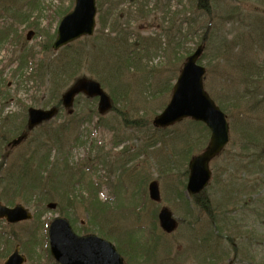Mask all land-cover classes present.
Here are the masks:
<instances>
[{"label": "rangeland", "instance_id": "1", "mask_svg": "<svg viewBox=\"0 0 264 264\" xmlns=\"http://www.w3.org/2000/svg\"><path fill=\"white\" fill-rule=\"evenodd\" d=\"M135 1L138 0H100L94 33L54 50L51 44L63 15L56 11L58 8L63 11L72 9L74 0H0V128H5L0 130V201L7 206L19 202L33 213L31 220L14 226L0 220V230L6 232L0 240V251H7L2 247L5 238L11 240V246L15 242L12 238H20L26 248L29 243L36 246L33 247L32 258L25 255L24 264H55L46 251L44 222L48 223L59 213L55 206L50 209L46 204L62 201L69 207L67 217L72 218L78 227L82 223L87 225L91 215L88 217L79 209L85 200H90L89 204L101 206L96 210L100 209L111 221L114 230L111 229V237L125 251L129 250V242L141 247L145 231L154 232L163 249L159 252L157 247L151 254L153 248L150 245L151 250L141 253L148 258L151 254L150 260L160 255V264H229L228 259L230 264H264V90L261 94H244L241 102L238 98L241 80L235 69L231 70L240 62L251 65L264 61V20H257L264 18V0H202L203 3L199 0H139L138 3L145 4V12L141 16L134 13ZM128 14L131 16L129 20ZM114 15L118 16L119 26L126 35V43L119 47L118 58L124 57L127 64L121 60L126 67L112 65L114 71L123 68V76L120 75L119 79L109 76L104 89L109 95L116 93L115 99L120 100L118 104L114 101L117 109L99 115L97 99L80 98L70 109V115L62 109L48 123L54 128H59L58 124L63 122L69 126L66 134L58 135L63 141L60 151L51 150L41 155L48 156L42 175L39 174L42 163L36 165L33 162L25 168L20 163L19 170L15 169L14 159L28 155L43 136L41 132L47 130V127H37L24 142L14 148L8 147L6 141L17 130L13 125L21 119V114L29 107L50 108L53 96L61 94L66 89L64 82L75 75L97 78L99 74L112 71L100 69L107 65L102 57L98 63L100 67H97L94 60L97 56L91 53L94 52V42H104L102 34L105 38L118 36L110 29ZM99 16H103L101 23ZM29 30L33 35L27 39ZM206 30L209 34L206 48L198 60L207 71L203 79L204 89L224 110L230 126L229 143L224 152L211 162L212 178L205 189L217 228L223 222L224 213L229 217L225 232L222 231L220 236L221 231L215 232L216 237L213 236L212 216L194 207L185 193L187 174L184 171L190 154L189 145L200 135L196 145H192V152H199L206 145L209 133L190 119L164 129L154 128L151 123L169 100L171 86L185 58L182 57L183 52L186 49L192 52ZM66 68L69 70L67 75L59 74ZM20 69L24 75L17 74L16 70ZM258 100L262 102L257 106ZM231 102L234 104L232 107L229 105ZM1 118L9 125L2 126ZM80 138L82 142L78 141ZM123 149L127 163L126 160L121 161ZM94 156L99 157L96 160ZM89 157L94 160L91 165L88 164ZM49 161L48 167L46 163ZM65 162L67 167H72L67 168L69 171L64 168ZM122 164L125 165L122 167ZM77 166L80 170H73ZM120 167L124 169L120 170ZM16 170L19 174L26 171L23 180L26 183L17 184L20 190L10 188L5 191L7 178ZM30 176L34 177V182ZM66 179L73 184V191L69 190L70 184L62 181ZM98 179H101L100 186L94 187L98 189V196L91 199L86 187L90 188ZM145 179L146 187L150 180L158 181L159 203L148 201L140 194L138 187H142ZM38 182L42 188L39 195L47 191L44 202L37 196L38 191L29 187L30 183ZM244 187L255 189L251 199H248V193L243 194L241 189ZM61 188L67 194L62 200L58 194ZM224 190L229 198L236 196L234 208L229 209V202L225 205ZM179 194L187 200L183 202V197L177 199ZM102 201L113 210H109ZM244 202L247 207L242 204ZM33 203L41 206L40 209L33 207ZM238 204L243 210L233 212ZM162 205L180 221L178 230L168 236L159 232L155 215ZM232 220L241 225L238 229L246 234L243 238L230 237ZM92 227L87 226L98 231ZM191 230L201 233L200 241L195 238L197 234L191 235ZM101 231L105 233L102 225ZM231 243L239 250L236 258H233L235 251L230 252ZM5 258L6 255L0 254V264ZM140 258L138 253L129 260L138 263Z\"/></svg>", "mask_w": 264, "mask_h": 264}, {"label": "water", "instance_id": "2", "mask_svg": "<svg viewBox=\"0 0 264 264\" xmlns=\"http://www.w3.org/2000/svg\"><path fill=\"white\" fill-rule=\"evenodd\" d=\"M95 10V0H75L73 10L66 14L58 25L52 47L57 49L82 35H91L95 25ZM31 35L32 32H29L27 38ZM201 51L202 46H199L186 58L173 86L169 103L153 120L155 126L165 127L190 116L203 121L211 130L206 149L189 161L187 190L190 193L200 191L207 184L210 177L209 161L221 151L228 140V124L225 115L203 89L202 76L205 69L196 63ZM80 91L90 96H99L100 112L110 107L109 98L100 89L99 84L86 78L78 79L65 92L64 104L69 106L73 96ZM54 112L55 109L48 111L30 109L28 126L31 128L49 118ZM20 139L21 137L17 138L13 143H18ZM148 189L150 197L159 200V190L155 181L149 184ZM3 216L8 221L14 222L28 219L31 214L21 205L7 208L0 204V217ZM158 218L165 231L174 229L175 221L167 209L163 208ZM48 233L51 253L61 264H122V259L112 244L95 235L77 236L63 218H55L50 223ZM22 260L23 257L17 255L15 251L8 257L5 264H21Z\"/></svg>", "mask_w": 264, "mask_h": 264}, {"label": "trees", "instance_id": "3", "mask_svg": "<svg viewBox=\"0 0 264 264\" xmlns=\"http://www.w3.org/2000/svg\"><path fill=\"white\" fill-rule=\"evenodd\" d=\"M201 1L202 0H199L198 2L201 3ZM202 3H203V1H202ZM204 3H205V1H204ZM201 5H205V4H201ZM124 39H126V38L124 36H122L118 41H115L113 39H104V42H102V40H100L97 43L94 42L93 46H92V51H94L93 54L94 55H96V54L97 55L98 54L103 55V54H105L107 49H113V48L119 49L121 44H119V45H116V44L119 42L125 44L126 41ZM79 59H80V57H79ZM118 59H120V58H118ZM120 60H123V59H120ZM250 64L251 65H242L240 62L239 64H237V66L235 68H231V70L234 71V69H235V73L238 74V77L241 80L242 86L246 90V92H245L246 95L248 94V92H250L251 94H253V93L261 94V90H264V88H263V86H264V61H261L260 64H257V63L256 64L250 63ZM252 101H254V100H252ZM231 105L234 106V104L232 102H231ZM189 147H190V145H189ZM21 179H23V176H20L19 180H21ZM30 188H35V186L32 185Z\"/></svg>", "mask_w": 264, "mask_h": 264}]
</instances>
